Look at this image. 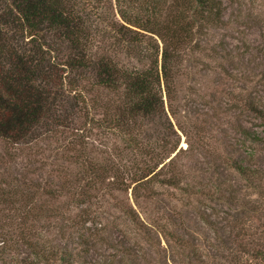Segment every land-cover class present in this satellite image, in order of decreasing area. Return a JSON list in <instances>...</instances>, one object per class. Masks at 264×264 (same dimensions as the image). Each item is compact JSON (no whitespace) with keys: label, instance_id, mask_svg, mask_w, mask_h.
Masks as SVG:
<instances>
[{"label":"rangeland","instance_id":"374dc122","mask_svg":"<svg viewBox=\"0 0 264 264\" xmlns=\"http://www.w3.org/2000/svg\"><path fill=\"white\" fill-rule=\"evenodd\" d=\"M223 2V24L182 54L175 97L169 101L164 91L165 109L139 119L145 143L156 142L164 156L165 142L176 146L162 172L178 180L155 183L150 198L142 189L138 203L133 185L121 191L113 175L100 189L94 186L88 200L76 192L91 166L129 169L147 159L151 145L140 151L105 133L94 120L103 109L90 106L87 115L84 99L116 104L119 94L92 88L84 74L45 61L48 77L40 81L54 91L49 117L22 142L0 138V192H19L14 205L0 202V229L14 238L8 264L33 263L34 243L72 253L75 264H264L242 250L264 249V125L250 105L264 106V0ZM18 36L20 50L34 51L29 37ZM253 131L262 139L253 142L246 133ZM247 164L259 175H242L236 166ZM126 205L141 224L125 214ZM93 217L98 224L85 221ZM50 261L39 264H58Z\"/></svg>","mask_w":264,"mask_h":264},{"label":"trees","instance_id":"16d2710c","mask_svg":"<svg viewBox=\"0 0 264 264\" xmlns=\"http://www.w3.org/2000/svg\"><path fill=\"white\" fill-rule=\"evenodd\" d=\"M224 11L223 0H0V138L10 144L22 142L49 117L54 91L40 80L48 77L43 68L45 61L52 60L53 66L61 64L84 74L85 79H92L89 80L92 88L119 94L116 104L108 98L104 104L95 97L89 102L83 100L89 116L90 106L93 111L103 109L102 117L94 119L99 128L140 151L151 145L147 159L129 169L91 166L80 181L87 179L85 187H75L76 192L88 200L93 197L94 186L113 175L119 190L133 185L137 203L142 189L150 193L147 197H153L155 183L174 184L178 180V174L164 176L167 174L162 172L167 164L165 158L176 146L164 141L167 153L164 156L158 152L156 142L145 143L139 119L163 111L164 91L169 101L175 97L176 68L182 62V54L197 37H206L209 29L223 24ZM19 33L30 38L34 51L18 48ZM47 34L54 40H48ZM105 42L109 46H101ZM120 55L136 59L138 65L129 66L118 59ZM2 58L7 66L2 64ZM85 90L92 91L89 86ZM250 105L264 125V106L255 101ZM246 133L253 142L262 139L254 131ZM165 147H169L168 151ZM236 167L244 176L259 175L252 165ZM12 190L0 192V202L14 205L19 192ZM235 199L233 196L229 200ZM125 214L133 223L141 224L133 206L126 205ZM85 221L98 224L96 217ZM21 230H25L24 226ZM0 243L3 255L0 264H8L5 256L14 252L10 232L0 229ZM33 247L35 261L31 264L45 260L75 264V256L70 252L60 253L38 243ZM242 250L249 254L250 261L264 263V249Z\"/></svg>","mask_w":264,"mask_h":264}]
</instances>
